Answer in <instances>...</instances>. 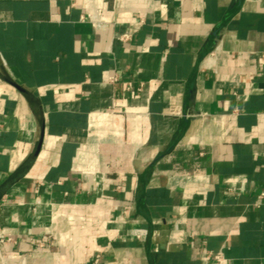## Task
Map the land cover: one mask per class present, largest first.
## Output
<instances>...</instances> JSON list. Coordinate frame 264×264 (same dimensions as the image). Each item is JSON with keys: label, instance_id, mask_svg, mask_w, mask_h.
I'll use <instances>...</instances> for the list:
<instances>
[{"label": "crops", "instance_id": "1", "mask_svg": "<svg viewBox=\"0 0 264 264\" xmlns=\"http://www.w3.org/2000/svg\"><path fill=\"white\" fill-rule=\"evenodd\" d=\"M263 190L264 0H0L5 264H264Z\"/></svg>", "mask_w": 264, "mask_h": 264}, {"label": "built area", "instance_id": "2", "mask_svg": "<svg viewBox=\"0 0 264 264\" xmlns=\"http://www.w3.org/2000/svg\"><path fill=\"white\" fill-rule=\"evenodd\" d=\"M89 1L92 2L93 0H89ZM82 19H83V20L91 21L97 29L106 28V27L109 25V23L106 22V21L102 18V16H101V12H100V10L97 9V8H93V9L87 14V16H82ZM141 21H142V20H141ZM141 21L138 22V23L136 24V27L141 23ZM132 31H133V29L128 30V31L122 33V34L119 36L120 40H122V41H128V40H130L131 37H132ZM110 79H111V80H113V79L116 80V76H111ZM261 196L264 197V190L261 192ZM146 233H147V232H146L144 229H140V228L131 230V234H132V235H135V236L138 237V238L142 237V236L145 235ZM8 239L11 240V238H8ZM40 245L43 246V245H44V242L41 241V242H40ZM214 257H215V259H216V261H217L218 263H223V262H224V255H223V253H222L221 251L215 253V254H214ZM0 258L3 260V262H4V264H5V262H6L7 259H6V256H5L4 254H2L1 249H0Z\"/></svg>", "mask_w": 264, "mask_h": 264}, {"label": "water", "instance_id": "3", "mask_svg": "<svg viewBox=\"0 0 264 264\" xmlns=\"http://www.w3.org/2000/svg\"><path fill=\"white\" fill-rule=\"evenodd\" d=\"M43 142V137H42V139H41V143Z\"/></svg>", "mask_w": 264, "mask_h": 264}]
</instances>
